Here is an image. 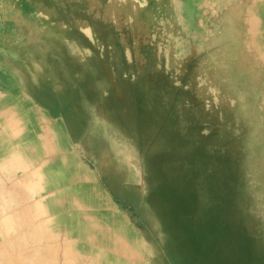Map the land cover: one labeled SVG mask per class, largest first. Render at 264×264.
Returning <instances> with one entry per match:
<instances>
[{
  "label": "bare ground",
  "instance_id": "bare-ground-1",
  "mask_svg": "<svg viewBox=\"0 0 264 264\" xmlns=\"http://www.w3.org/2000/svg\"><path fill=\"white\" fill-rule=\"evenodd\" d=\"M14 1L31 7L28 15L34 20H0L6 34L20 42L29 25H35L34 29L43 36H36L41 45L48 41V46L53 47L49 54L53 58L47 57L49 64L58 63L66 70L83 90L88 104L95 107L92 131L87 146L81 149L99 153L104 143H112L118 164L122 161L119 169L128 174V165L135 162V148L143 143L153 126L147 107L152 105L153 87L165 82L161 78L164 77L161 68L165 65L156 62L163 49L160 35L167 33L165 27L168 31L177 25L186 29L191 23H198L196 17L188 16L191 13L188 0H180L179 6L173 0ZM261 2L264 4V0ZM182 13L185 20H167L181 17ZM236 13L235 5L227 8V20L235 25L223 42L217 38L191 51H203L206 55L188 74L187 95L183 97V102L192 100L199 106L202 104L196 110L202 117L206 112V117H219L233 126L244 123L250 136L246 141L244 137L239 140L242 149L237 150L243 172L240 186L247 194L238 198L235 195L234 203L237 201L236 207L239 206L243 217H229L231 212L226 207L221 210L218 202L211 207L207 204L206 208L199 203L202 212L197 210L190 219V233L196 230L197 246L206 226L212 222L217 225L206 264H264V175L261 174L264 170V9L256 18L251 14L244 19L240 12ZM107 28L113 29L115 39L118 37L121 43L122 58L127 63L122 71L135 80L137 90L109 73L107 58L103 59V39H99ZM7 56L0 67V166L9 164L11 171L20 174L14 176L21 186L17 188L18 199L36 198L26 221L32 222L38 212L51 217L54 226L45 233L52 235L46 239L52 245L64 246L74 256H81L76 264H155V257L152 263L139 261L147 254L152 259L156 253L149 254L145 247L148 244L131 236L133 231L121 222L118 208L95 183L91 171L83 169L85 173L75 168V165L84 167L83 157L76 155L83 151L69 140L61 118L39 112L37 107L33 111L31 98L25 92L26 80L16 75L10 63L12 68L7 67ZM48 84L56 88L51 79ZM210 111L219 112V116ZM97 128L100 136L92 138ZM161 154L157 157L165 163ZM129 175L135 177L136 173L131 171ZM151 179L152 175L146 176L147 184ZM39 227L42 234L45 225L39 222Z\"/></svg>",
  "mask_w": 264,
  "mask_h": 264
},
{
  "label": "rangeland",
  "instance_id": "rangeland-1",
  "mask_svg": "<svg viewBox=\"0 0 264 264\" xmlns=\"http://www.w3.org/2000/svg\"><path fill=\"white\" fill-rule=\"evenodd\" d=\"M173 1L179 6L180 0ZM261 1L188 0L191 12L188 16L196 17L194 20H198V23H191L192 25L186 29L177 25L176 28L171 27L172 29L169 28L168 31L165 27L167 33L160 35L163 40V49L160 50V55L156 59V62L158 60L160 63L162 62L163 66L165 65L161 68L164 72V77L161 78L165 82L156 84L157 86L154 85L152 105L147 103L149 119L153 122V126L147 131L148 135L145 138L141 137L144 138L143 143L138 144L139 147L136 148L133 146L136 149L134 156L136 164L132 160H129L132 161L130 165L126 163L129 166V172L136 173L135 177H131L129 172L127 174L119 169L118 166L122 164V161L119 158V162H121L118 164L114 155L116 150L114 151L112 148V143H104L99 153L83 150L87 146L88 135L92 131L95 107L88 104L89 101L83 90L75 84L66 70L61 68L58 63L49 64L47 57L53 58L49 55L53 47L48 46V41L41 45V41H38L36 36L40 38L43 36L34 29L35 25H29V29L21 37L22 41L19 42L15 37L6 34V30L3 29L4 23L0 22V67L4 66L5 55L9 54L5 63L7 67H13L11 68L16 71H14L17 73L16 75L24 76L26 80L25 92L31 98L29 103L33 105V111L34 107L35 109L37 107L39 112L50 113L34 100L32 94L58 113V116H54L56 119L60 118V114L65 116V123H67L74 139L73 141L69 140L76 144V147L73 145L75 148L83 151L76 152V155L78 158L83 157L81 162L84 163L85 168L81 165H75V168L81 169L83 172H85L83 169L90 170L95 183L108 194L112 203L114 201L111 195L121 206L133 209L132 217L144 231L147 239L135 227L131 216L127 212L119 210L114 203L119 210L121 222L133 231L131 236L143 239L144 243L148 244L145 247L149 254L153 252L157 255H153V258L149 259L147 254L145 259L141 258L139 261L146 260V262L152 263L155 257V264H200L198 257L194 255L195 250H199L198 246H194L196 239L194 237L192 240L188 237L184 238L185 234L187 236L190 234L191 217L197 214V210L199 213L202 212L199 203L200 205L204 204L206 208L219 202L221 210L226 207L233 214L228 212L229 217H243V214H240L239 206L236 207L237 201L234 203V199H236L235 195H239L238 198L247 194L240 186L239 178L241 180L243 172H241V158L238 156L240 152H237L242 149L239 140L244 137L246 141L250 137L247 125L245 126L242 122L243 124L233 126L230 121H223L219 117H206L208 116L206 112H204L206 118L202 117L203 115H198L196 111L202 104L199 106L192 100L183 102V97L187 95L185 86L188 74L206 55L203 51L195 53H191V51L193 52L202 43L206 44L217 38H221L223 42L225 37H228V34L232 32V26L235 25L232 20H227L226 12L229 6L235 5L237 13L240 12L244 19L250 17L251 14L252 18L254 14L256 18L261 16L264 9V4ZM27 5L30 6V4ZM31 9V7L24 6L23 3H16L14 0H0V20H20V18L21 20H34L28 15L31 13ZM167 20H185L184 13L181 14V17H169ZM103 30V36L99 35L101 37L99 39H103V59L107 58L109 73L114 79H123L126 85L137 90L138 86H135V80L129 78L128 72L124 74L122 71L127 63L123 61L118 37V40L115 39L113 29ZM129 55L133 57L131 52ZM50 79L60 89L56 95L57 100L52 99L45 92L37 94V91L43 87L55 90L48 84ZM129 95H133V92H130ZM139 102L137 103L140 104ZM210 112L219 116L217 111ZM61 123L64 126V122ZM233 129L236 131L235 134H233ZM99 130L97 128L94 134L92 132L91 137L100 136ZM65 131L67 132L66 128ZM251 139L256 140L253 137ZM81 147L83 148L81 149ZM157 154L164 156L165 163L161 157H157ZM132 164L134 168H132ZM109 165L117 168L118 174L108 175L103 168ZM9 167V164L0 166V258L3 259L0 264H76L75 262L80 261L81 256H74L64 246L52 245L51 241L46 239L52 235L45 233L46 230L54 226L51 217L42 216L38 212L32 222L26 221V215L32 210V205L35 206L36 198L29 196V198L18 199L17 191L19 190L17 188H21V186L17 185L18 180H15L14 176L20 174L11 171ZM261 174L264 175V170H261ZM147 175L153 176L148 184L145 181ZM99 181L103 182L109 193ZM193 183H195L194 186ZM246 188L250 191L249 186ZM161 193L164 196L167 195L175 206L170 208L164 203L159 204ZM177 196L188 202V207L184 210L177 208ZM229 201H233L230 203L231 206H226ZM105 208L108 210L110 207ZM205 210L207 209H204V212H210V210ZM169 216L180 219L182 223L179 220V223L176 222ZM39 222L45 225L42 234H40ZM209 228L211 231L214 230L211 225ZM36 230H39L38 235L35 233ZM194 240V245H192ZM184 244L186 247L189 245L191 253L188 252ZM182 248L184 252L181 250Z\"/></svg>",
  "mask_w": 264,
  "mask_h": 264
},
{
  "label": "trees",
  "instance_id": "trees-1",
  "mask_svg": "<svg viewBox=\"0 0 264 264\" xmlns=\"http://www.w3.org/2000/svg\"><path fill=\"white\" fill-rule=\"evenodd\" d=\"M45 90H50L51 91V89L50 88H41V90H38L37 91V94L38 93H42V92H45L46 93V91ZM33 95V98H34V100L36 101V102H38L39 104H40V106H42L43 108H45V109H47V110H49V112L51 113V115H53V116H58V113L56 112V111H54L53 110V108L51 107V106H47V105H45L43 102H41L38 98H37V96L36 95H34V94H32ZM50 96V95H49ZM52 97V96H51ZM52 99H54L53 97H52ZM58 99V98H57ZM56 98H55V100H57ZM67 124V123H66ZM69 132H70V130H69ZM109 175V174H108ZM111 175V174H110ZM105 186V185H104ZM105 188H106V190L108 191V189H107V187L105 186ZM108 193H109V191H108ZM110 195H111V193H110ZM111 197H112V199H113V201H114V203L117 205V206H121L119 203H117L116 202V200L114 199V197L111 195ZM178 197V199H176L177 201V204H178V206H177V208H179L180 210H184L185 208H187L188 207V202L184 199V198H182V197H180V196H177ZM157 201V200H156ZM160 202H158L159 204H161L162 205V203H164L165 205H167V206H169L170 208L172 207V206H175V204L174 203H172L171 201H170V199L167 197V196H164V195H161V197H160V200H159ZM119 210H121V211H124V212H127L130 216H131V218L133 219V215H134V212H133V209H131V208H128V207H123V206H121V208H119ZM133 224L135 225V227L139 230V231H143L140 227H139V225L136 223V221H135V219H133ZM183 223H186V222H183ZM188 224V223H187ZM180 225H181V223H180ZM211 225V227H212V229H214L213 231H211L210 230V228H209V226ZM176 228V227H175ZM217 225H216V223L215 222H212V223H210L208 226H206V231H205V235L203 236V238H202V241L199 243V245H200V248H199V250H195V253H194V255H195V257H198V261H200V264H206V260H205V258H206V255L208 254V249H209V247H210V242H212V237L217 233ZM195 231V232H194ZM192 230L191 231V233L189 234V236H187V234H185V236H184V238H186V237H188V239H190L191 238V240H192V237H194L195 239H196V241H197V238H196V230ZM181 238H182V235H181ZM187 239V241H190V240H188ZM194 242H195V240L191 243L192 245H194ZM198 245V246H199ZM194 246H197V245H194ZM186 247V246H185ZM188 247V248H187ZM187 247H186V249H188V252L189 253H191L190 252V249H189V245H187ZM181 250H183V252H184V249L182 248ZM205 260V261H204ZM220 264V263H219Z\"/></svg>",
  "mask_w": 264,
  "mask_h": 264
},
{
  "label": "water",
  "instance_id": "water-1",
  "mask_svg": "<svg viewBox=\"0 0 264 264\" xmlns=\"http://www.w3.org/2000/svg\"><path fill=\"white\" fill-rule=\"evenodd\" d=\"M63 121V120H62ZM64 122V121H63ZM64 126H65V128H66V130H67V134H68V136H69V139L71 140V141H73L74 139H73V137L71 136V134H70V132L68 131V129H67V127H66V124H65V122H64ZM105 171H107V173L108 174H112V173H116V174H118L117 173V170L115 169V167L114 166H107L106 168H103ZM113 171V172H112ZM100 182V184L102 185V186H104V184H103V182L102 181H99ZM105 187V186H104ZM118 208H121V206H118ZM141 233L144 235V237H145V239H147L146 238V235H145V233H144V231H141Z\"/></svg>",
  "mask_w": 264,
  "mask_h": 264
},
{
  "label": "flooded vegetation",
  "instance_id": "flooded-vegetation-1",
  "mask_svg": "<svg viewBox=\"0 0 264 264\" xmlns=\"http://www.w3.org/2000/svg\"><path fill=\"white\" fill-rule=\"evenodd\" d=\"M45 91H46L47 94H49L50 96H52L54 99L55 98L57 99V96L56 95H58L60 89H59L58 86H56L55 90H51V91L50 90H45ZM60 118L65 122V116L63 114H60ZM66 127L69 130V127H68L67 124H66Z\"/></svg>",
  "mask_w": 264,
  "mask_h": 264
}]
</instances>
